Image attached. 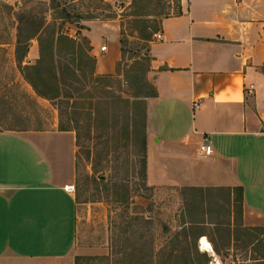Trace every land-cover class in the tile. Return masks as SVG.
<instances>
[{
    "label": "crops",
    "instance_id": "0c3cea01",
    "mask_svg": "<svg viewBox=\"0 0 264 264\" xmlns=\"http://www.w3.org/2000/svg\"><path fill=\"white\" fill-rule=\"evenodd\" d=\"M181 7L163 18V38L149 44L146 77L157 94L144 98L147 185L153 198L184 204L190 192L243 186V224L264 226V0H181ZM112 29L115 47L103 51ZM84 33L96 72L115 74L118 27L90 21ZM38 57L33 46L24 64ZM203 134L214 148L208 156ZM77 147L76 131L61 130L58 120L50 128L0 130V264H76L83 254V208L67 188L77 177ZM189 204L187 227L189 211L195 215ZM203 206L196 215L204 216ZM207 220L201 228L214 225Z\"/></svg>",
    "mask_w": 264,
    "mask_h": 264
},
{
    "label": "rangeland",
    "instance_id": "374dc122",
    "mask_svg": "<svg viewBox=\"0 0 264 264\" xmlns=\"http://www.w3.org/2000/svg\"><path fill=\"white\" fill-rule=\"evenodd\" d=\"M61 1L74 13L64 27L71 36H87L84 33L87 24L100 21L116 25L120 36L125 29L129 41L127 58L135 56L137 50L144 52L147 49L134 31L133 16L129 15L133 0ZM149 6L154 13L152 17L162 19L166 13H177L178 0H151ZM21 12L47 16L48 21H53L59 14L49 0H0V130L17 128L21 120L32 128H50L57 120L60 123L61 118L58 107L61 102L38 95L18 65L16 48ZM114 33L112 29L111 36L106 34L104 43L112 50L116 43ZM33 46L40 57L37 38L31 40L29 50ZM146 63L148 66L149 61ZM127 67L128 64L123 63L120 75L115 73L104 81L84 80L68 86L75 96L70 98L71 104L63 103L64 123L76 126L80 132L74 184L83 208L79 220L80 244L85 247L81 264H182L189 251L187 244L195 251L192 237L196 236L188 234L189 243L184 239L187 226L182 224L188 203L191 201V208L204 204L203 209L205 207L209 213L197 217L219 221L226 224L219 226L226 228L229 220L227 197L224 191L190 192L189 202L185 204L176 202L172 196L163 200L153 198V190L142 175L139 130L145 106L142 102L136 103L134 128L130 109L133 101L144 99L135 96L140 91L135 75L144 74L147 69L137 65L132 76L127 77L124 75ZM202 231L208 233L206 238L214 247H219L220 264L259 263L248 259L261 257L259 243L249 248H237L234 244L229 247L226 246L228 235L218 231L215 225L204 226ZM200 240L201 237L197 239L199 251L204 252Z\"/></svg>",
    "mask_w": 264,
    "mask_h": 264
},
{
    "label": "trees",
    "instance_id": "16d2710c",
    "mask_svg": "<svg viewBox=\"0 0 264 264\" xmlns=\"http://www.w3.org/2000/svg\"><path fill=\"white\" fill-rule=\"evenodd\" d=\"M50 4L55 10L59 11V14L55 16L52 21L47 20V16L38 17L34 13L28 14L21 12L19 14V26L17 35V62L26 78V80L33 86L36 93L44 98L50 100H59L61 104L58 105L60 111V123L59 128L61 130H75L77 133V142H79L80 132L76 126L67 125L63 120L64 105L72 103L70 98L74 97V93L69 89L75 83L82 82L84 80L104 81L106 78H112L114 74H98L96 72L97 57L91 54L92 45L87 36L82 38H75L64 30L65 22L72 20L74 17L73 11H70L66 3H62L61 0H49ZM151 0H133L129 5L132 10L129 15L133 16L132 23L134 31L137 32L138 38L145 43L147 49L142 52L136 51V55L127 58L126 44L129 42L127 36L125 37V29H122L121 36V49L122 59L117 63L116 74H121V66L123 63L128 64L127 70H124V75L130 77L131 73L136 70V66H140L142 69L149 68L146 61H149L151 57L148 54L150 41L153 40V35L161 29L162 20L164 17L172 15L166 13L162 19L153 18L152 11L149 4ZM182 12L181 0H178V11L176 14ZM59 19L61 21L59 22ZM79 34L81 32L79 31ZM37 38L40 45V57L35 63L24 64V58L29 51V45L32 39ZM130 59H134L133 63H129ZM144 74L135 75V79L140 84V91L135 94L137 98L155 96L157 94L156 87L147 79L146 72ZM132 76V75H131ZM69 86V88H68ZM130 102L129 99H127ZM144 103V99H136L132 102L130 109L133 117V128L136 103ZM63 103H66L63 105ZM77 104L78 102L73 101ZM73 112V111H72ZM72 121V119H71ZM9 129L26 130L32 129L26 121L21 120L20 126L17 128L10 127ZM34 129H44V127H35ZM139 138L142 146V175L146 178L147 170V133H146V109L143 112L142 127L139 130ZM78 146L80 144L78 143ZM226 190L229 197V203L233 207L235 213L234 224H232L231 218H229L228 227H221L219 225H226L219 221H209L213 223L218 231H225L228 235L226 246L233 245L234 247L243 246L249 248V246H256L259 243L261 257L253 256L248 259L258 261L259 263L251 264H264V226H245L243 224V203H244V187L237 186L233 190L228 189H211L208 191L220 192ZM232 191L234 193L233 199H231ZM196 209V207H195ZM189 211L190 225L185 229L187 237H184L186 243L188 242V234L195 235L192 237L195 239V251L191 246L187 244L189 251L182 264H210L212 256L208 252L199 251L197 239L202 235L201 223L207 222L206 218H199ZM231 209L229 213H231ZM209 213L204 207V214ZM215 251L220 254V249L215 245ZM106 257V256H105ZM84 256L76 257V264H81V259ZM88 258V257H85ZM89 258H95V256H89ZM247 259V258H246Z\"/></svg>",
    "mask_w": 264,
    "mask_h": 264
},
{
    "label": "built area",
    "instance_id": "2783aa9c",
    "mask_svg": "<svg viewBox=\"0 0 264 264\" xmlns=\"http://www.w3.org/2000/svg\"><path fill=\"white\" fill-rule=\"evenodd\" d=\"M162 38H163V33L161 31H157L153 35L154 40L155 39H162ZM102 50L103 51L107 50V44H104L102 46ZM200 149L205 156L211 155L213 153V150H214L213 145H212L209 137L206 134H203L201 144H200ZM1 188L2 187L0 185V190H1ZM67 188L71 191L76 190L75 184L68 185ZM202 240H203V237H201V240H200L201 250H203L204 252H208L211 256H213L210 264H220L221 261L216 256L217 252L215 251L213 243L211 241H209L208 245H205ZM217 255H219V254H217Z\"/></svg>",
    "mask_w": 264,
    "mask_h": 264
},
{
    "label": "bare ground",
    "instance_id": "6f19581e",
    "mask_svg": "<svg viewBox=\"0 0 264 264\" xmlns=\"http://www.w3.org/2000/svg\"><path fill=\"white\" fill-rule=\"evenodd\" d=\"M203 243H204L205 245H208L209 240H208L206 237H204V238H203Z\"/></svg>",
    "mask_w": 264,
    "mask_h": 264
}]
</instances>
